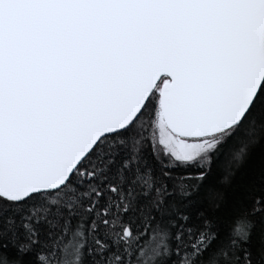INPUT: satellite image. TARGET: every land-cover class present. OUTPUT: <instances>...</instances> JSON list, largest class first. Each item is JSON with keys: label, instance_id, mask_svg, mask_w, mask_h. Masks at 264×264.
Wrapping results in <instances>:
<instances>
[{"label": "snow or ice", "instance_id": "obj_1", "mask_svg": "<svg viewBox=\"0 0 264 264\" xmlns=\"http://www.w3.org/2000/svg\"><path fill=\"white\" fill-rule=\"evenodd\" d=\"M0 264H264V0H0Z\"/></svg>", "mask_w": 264, "mask_h": 264}]
</instances>
